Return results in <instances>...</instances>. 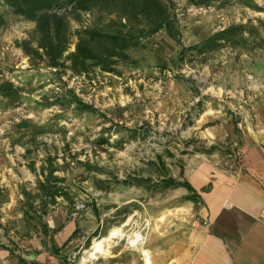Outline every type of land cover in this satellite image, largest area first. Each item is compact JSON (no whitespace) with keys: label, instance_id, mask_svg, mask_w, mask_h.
Returning <instances> with one entry per match:
<instances>
[{"label":"rangeland","instance_id":"1","mask_svg":"<svg viewBox=\"0 0 264 264\" xmlns=\"http://www.w3.org/2000/svg\"><path fill=\"white\" fill-rule=\"evenodd\" d=\"M174 1L185 45L233 22L252 20L264 34V10L257 9H264V0H230L222 7ZM0 12L8 19L0 33V250L9 252V264H22L20 258L46 264L40 251L49 261L52 244L44 228L71 213L83 223L76 236H90L81 246L73 241L63 247L77 262L89 259L84 252L108 235L111 246L118 240L136 248L128 234L140 239L141 232L149 233L152 209L166 201L176 207L188 195L160 181L169 175L188 180L205 160L238 166L239 148L232 156L201 150H236L243 121L264 97V49L237 54L225 46L201 56L189 52L183 63H172L180 46L162 31L129 51L138 63L118 64L121 74L96 69L77 76L32 66L17 41L28 37L35 22L13 15L3 0ZM95 17L84 13L80 22L71 20L72 28ZM76 41L72 36L71 50ZM77 99L98 112L82 110ZM119 203L124 212L111 218L110 208ZM134 208L143 210L142 217L132 215ZM88 211L97 229L89 226ZM36 239L43 248L34 250Z\"/></svg>","mask_w":264,"mask_h":264},{"label":"crops","instance_id":"2","mask_svg":"<svg viewBox=\"0 0 264 264\" xmlns=\"http://www.w3.org/2000/svg\"><path fill=\"white\" fill-rule=\"evenodd\" d=\"M250 109L241 126L238 166L229 168L202 161L188 175L200 194L196 202L185 198L176 207L173 203L169 207V201L162 203V208L157 205L150 214L149 233L141 232V240L134 244L136 248L121 246L115 240L108 255L90 258L97 260L92 264H264V97ZM204 187L209 188L203 190ZM174 189L182 195L189 194L185 187ZM130 201L121 204L126 206ZM121 204L110 208L111 218L124 212ZM142 211L134 208L132 215L142 217ZM72 214L67 220L62 217L60 222L50 223L51 247L65 244L66 248L73 241L81 246L90 238L87 234H74L83 223ZM95 217L88 211V224L97 229ZM30 244L34 250L36 246L43 248L41 239ZM143 249L149 251V262ZM60 252L61 256H71L64 248ZM40 253L46 264L61 263L60 256L51 255L48 261L46 254ZM9 256L8 251L0 250V264H9Z\"/></svg>","mask_w":264,"mask_h":264},{"label":"trees","instance_id":"3","mask_svg":"<svg viewBox=\"0 0 264 264\" xmlns=\"http://www.w3.org/2000/svg\"><path fill=\"white\" fill-rule=\"evenodd\" d=\"M187 1L189 5L205 7L212 6L214 2L222 7L230 2V0ZM3 2L13 15L35 22V27L28 37L17 41V46L29 58L31 65L34 67L46 65L55 68L56 71H70L77 76L89 75L96 69L121 74L117 68L118 64L138 63L137 59L131 57L129 51L144 46L145 39L162 31L180 46L177 55L171 58L172 63H183L189 52H194V56H201L225 46H230L237 54L264 49V34L261 33L259 25L254 24L252 20L245 23L233 22L197 43L185 45L181 15L174 0H3ZM257 9L264 10L261 7ZM84 13L96 15L95 21L73 29L71 20L80 22ZM7 25L6 15L0 12V33ZM72 36L77 37L74 50H71ZM166 66L167 62L164 63V67ZM76 102L82 110L98 112L96 107L82 102L81 99H77ZM200 102L201 100L198 104ZM237 143L236 150L225 147L224 151H220L217 145H211L201 151L206 154H213L215 151L225 155L235 154L238 152L240 141ZM159 162L161 166H165L160 157ZM160 184L166 188L185 187L189 191L185 198L194 202L200 196L189 180L181 181L169 175L160 181ZM208 188L204 187L203 190ZM78 230L76 229L74 234ZM43 232L48 234L47 227ZM63 247L65 244L59 248L51 247V255L60 256V264H73L67 255L61 256L60 251ZM20 262L36 264L33 261H25L24 258H20Z\"/></svg>","mask_w":264,"mask_h":264},{"label":"bare ground","instance_id":"4","mask_svg":"<svg viewBox=\"0 0 264 264\" xmlns=\"http://www.w3.org/2000/svg\"><path fill=\"white\" fill-rule=\"evenodd\" d=\"M128 239L129 240L131 239L130 242L132 244H136L138 239H139V237H138L137 233H135L133 235H129L128 234ZM112 240H113V236H108V237H106L104 239H98V238L95 239L94 242L90 245V247L84 252V253H86L85 254L86 257L94 258V257H97L100 254L106 255L108 253V250L111 247ZM143 250L146 253V257H147V260H148L149 251L147 249H143ZM148 262H149V260H148Z\"/></svg>","mask_w":264,"mask_h":264},{"label":"built area","instance_id":"5","mask_svg":"<svg viewBox=\"0 0 264 264\" xmlns=\"http://www.w3.org/2000/svg\"><path fill=\"white\" fill-rule=\"evenodd\" d=\"M230 156H232V154H230ZM90 259V258H89ZM89 259H82L81 261H76L75 258H73L72 256L69 257V260L73 263V264H88Z\"/></svg>","mask_w":264,"mask_h":264}]
</instances>
